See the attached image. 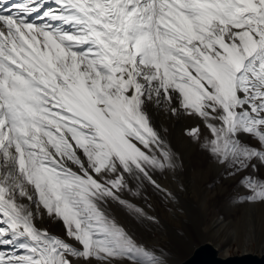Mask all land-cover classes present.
<instances>
[{
  "label": "snow or ice",
  "instance_id": "1",
  "mask_svg": "<svg viewBox=\"0 0 264 264\" xmlns=\"http://www.w3.org/2000/svg\"><path fill=\"white\" fill-rule=\"evenodd\" d=\"M158 113L264 203V0H0V264H168Z\"/></svg>",
  "mask_w": 264,
  "mask_h": 264
},
{
  "label": "rangeland",
  "instance_id": "2",
  "mask_svg": "<svg viewBox=\"0 0 264 264\" xmlns=\"http://www.w3.org/2000/svg\"><path fill=\"white\" fill-rule=\"evenodd\" d=\"M156 119L160 127L168 129L169 140L184 158L186 168L180 179L184 182L186 189L180 192L178 201L175 203H168L154 194L151 195L150 202L153 205L151 211L158 217L159 223L140 226L137 229L140 239L149 246L160 240L163 247L159 249L164 251L168 264H178L203 242L211 217L220 219L231 215L235 221L237 220L235 224L240 230L244 228L243 216L251 217L255 226L257 223L261 226L263 233L260 237H264V203L242 202L235 198L238 192L247 194V190L239 185L240 177L220 180L218 175L210 172V164L205 155L184 134L185 128L194 125L195 121L177 120L162 113H158ZM162 180L170 187L175 188L177 185L176 179L171 176L162 178ZM205 192H209L208 198ZM205 199H208L210 208L208 212L203 206ZM45 226L54 233L61 234L57 231L56 223L48 222ZM208 241L215 243L210 239ZM254 245L253 253H259L256 243ZM218 249L222 255L223 253L237 255L243 252L237 244L229 248L227 253L224 248Z\"/></svg>",
  "mask_w": 264,
  "mask_h": 264
},
{
  "label": "bare ground",
  "instance_id": "3",
  "mask_svg": "<svg viewBox=\"0 0 264 264\" xmlns=\"http://www.w3.org/2000/svg\"><path fill=\"white\" fill-rule=\"evenodd\" d=\"M209 168L212 174L218 175V169L212 167L211 165H209ZM208 193H207V198H208ZM203 206L207 212L210 210L208 205V199L204 200ZM243 219H244V228L240 230V228H237L235 224L237 220L235 221L234 217L231 215H228L226 218H220V219L211 217V219H209L210 224L208 226L207 232L204 234L203 241H208L209 239L213 240L215 242L214 244H216L215 246L221 249L224 248L226 253L229 251V248H231L234 244H237L238 247L241 248L243 252L253 253L255 250L254 244L256 243V248L259 251V253L257 252V254L260 255L261 253H264V237H260L263 233L261 226L258 225V223H257L258 226L257 225L255 226V224H253L252 222L253 220L251 219V217L249 218L243 216ZM239 220L240 219L238 218V221ZM56 225H57V231L63 234L62 224L60 222H57ZM159 241L157 240L156 244L152 243L153 245H151V247L152 246L157 248L163 247L162 243H160ZM223 255L225 256L227 254L223 253Z\"/></svg>",
  "mask_w": 264,
  "mask_h": 264
},
{
  "label": "water",
  "instance_id": "4",
  "mask_svg": "<svg viewBox=\"0 0 264 264\" xmlns=\"http://www.w3.org/2000/svg\"><path fill=\"white\" fill-rule=\"evenodd\" d=\"M178 264H264V253L260 255L243 252L237 255H222L219 249L209 241L197 245L192 253Z\"/></svg>",
  "mask_w": 264,
  "mask_h": 264
}]
</instances>
